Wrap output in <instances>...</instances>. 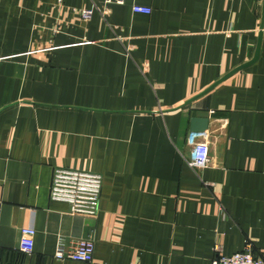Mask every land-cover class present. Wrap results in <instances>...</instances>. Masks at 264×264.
<instances>
[{
	"label": "crops",
	"instance_id": "obj_1",
	"mask_svg": "<svg viewBox=\"0 0 264 264\" xmlns=\"http://www.w3.org/2000/svg\"><path fill=\"white\" fill-rule=\"evenodd\" d=\"M56 167L102 175L95 217L49 198ZM59 237L92 260L52 258ZM245 241L264 259V0H0V264H211Z\"/></svg>",
	"mask_w": 264,
	"mask_h": 264
},
{
	"label": "built area",
	"instance_id": "obj_2",
	"mask_svg": "<svg viewBox=\"0 0 264 264\" xmlns=\"http://www.w3.org/2000/svg\"><path fill=\"white\" fill-rule=\"evenodd\" d=\"M61 1V0H57ZM106 2L123 3L124 0H105ZM134 12L149 14L151 8L134 4ZM91 9H82L81 15L87 19ZM191 168H203L209 162V146L207 142H197L193 145L186 160ZM102 187V175L75 169H53L49 186V198L68 204L70 214H79L95 217L99 209V199ZM35 228L28 224L20 228L18 250L22 254H31L34 247ZM214 257L211 264H264V259L256 255L253 245L245 241L242 249L229 255L223 254L220 245L213 246ZM94 242L91 239H79L66 248L63 239L59 237L56 242L52 258L56 260L70 259L80 262H90L93 258Z\"/></svg>",
	"mask_w": 264,
	"mask_h": 264
},
{
	"label": "water",
	"instance_id": "obj_3",
	"mask_svg": "<svg viewBox=\"0 0 264 264\" xmlns=\"http://www.w3.org/2000/svg\"><path fill=\"white\" fill-rule=\"evenodd\" d=\"M258 49H259V41L256 47V51L254 54V57L252 60H254L257 56L258 53ZM244 66V65H243ZM242 67V65L240 67H237L236 69H234V71L240 69ZM233 72V71H232ZM228 76V75H226ZM219 82V81H218ZM216 83H213L209 88H207L205 91H207L208 89H210L211 87H213ZM203 91V92H205ZM209 125V119L207 117H192L190 119V130L192 132H205L208 128ZM19 257V254L7 251L4 256H3V262L5 263H9L11 261V259H15L17 260Z\"/></svg>",
	"mask_w": 264,
	"mask_h": 264
}]
</instances>
